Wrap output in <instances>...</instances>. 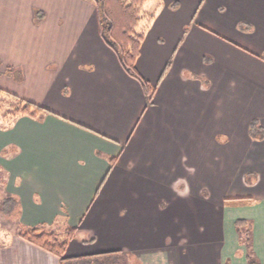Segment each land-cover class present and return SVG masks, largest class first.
<instances>
[{"label": "crops", "instance_id": "obj_1", "mask_svg": "<svg viewBox=\"0 0 264 264\" xmlns=\"http://www.w3.org/2000/svg\"><path fill=\"white\" fill-rule=\"evenodd\" d=\"M142 14L150 101L93 0H0V88L49 110L0 125L20 204L0 264H61L19 234L41 223L77 227L73 259L248 264L250 249L264 264V137L250 131L264 128V0H148Z\"/></svg>", "mask_w": 264, "mask_h": 264}, {"label": "trees", "instance_id": "obj_2", "mask_svg": "<svg viewBox=\"0 0 264 264\" xmlns=\"http://www.w3.org/2000/svg\"><path fill=\"white\" fill-rule=\"evenodd\" d=\"M98 8L100 32L104 41L117 53L124 69L133 77L137 78L149 101L152 100L155 86L145 79L138 71L137 58L141 52V44L144 38L143 33L138 32V26L143 19L142 7L148 0H93ZM0 95H4L14 100L15 108L11 110L7 116L27 115L34 118H41L42 114L49 112L45 107L19 97L16 94L5 91L0 88ZM251 135L254 138L264 137V128L258 122L253 120L250 127ZM116 159H111V165H114ZM243 200L244 198H235ZM238 201V200H237ZM18 198L8 193L4 198L2 211L6 215H10L19 208ZM244 222H237V229L240 234L242 243H246L250 248V239H244L243 235ZM19 234L31 243L55 254L60 257L61 264H70L79 262L82 259L87 261L86 264H104L96 259L99 255L107 254L99 253L80 258H68L65 256L67 247L77 234V227L66 225L61 230L55 229L50 224L41 223L35 226L22 227ZM115 252V251H111ZM248 264H260L259 260L254 256L252 250L247 253ZM76 264V263H75Z\"/></svg>", "mask_w": 264, "mask_h": 264}, {"label": "rangeland", "instance_id": "obj_3", "mask_svg": "<svg viewBox=\"0 0 264 264\" xmlns=\"http://www.w3.org/2000/svg\"><path fill=\"white\" fill-rule=\"evenodd\" d=\"M143 7H142V12H143ZM15 106L16 105L13 99L8 98L4 95H0V125L6 124L5 122L6 120L4 119L5 118L4 114H8L9 112H11V110H13ZM7 179H8V176L5 170L0 168V228L2 227L7 230L15 231L17 230L19 226V224L17 223V220L15 219V217H17L15 214H17L18 211L13 212L11 216L4 214L2 211L4 198L8 194L7 185H6ZM228 193H230L231 195H238L237 193H241V192L237 190H232V191H229ZM235 200H239V199H235ZM243 236L244 237L248 236L246 231L245 233H243ZM243 244H246V243H243ZM84 260L85 259H82L79 262H75V263L76 264H86L87 261H84ZM96 260L104 264H142V262L138 260L137 256L126 254L123 252V250L99 255V257Z\"/></svg>", "mask_w": 264, "mask_h": 264}]
</instances>
